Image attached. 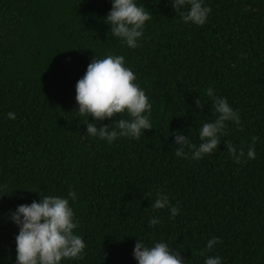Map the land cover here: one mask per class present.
Instances as JSON below:
<instances>
[{"label":"trees","instance_id":"16d2710c","mask_svg":"<svg viewBox=\"0 0 264 264\" xmlns=\"http://www.w3.org/2000/svg\"><path fill=\"white\" fill-rule=\"evenodd\" d=\"M135 2L151 19L129 48L109 32L112 0H0V264H16L11 213L70 190L86 247L61 264H138L139 239L205 264L200 251L213 237L222 242L207 255L221 264H264V0H204L211 11L202 26L184 23L172 0ZM106 54L125 57L152 105L153 128L139 140L89 136L75 112L78 80ZM209 87L238 110L241 126L230 122L200 160L177 157V130L198 145L199 128L215 119ZM252 137L255 159L237 164L226 141L246 154ZM157 192L168 208L152 207ZM153 217L160 222L150 226Z\"/></svg>","mask_w":264,"mask_h":264},{"label":"clouds","instance_id":"9594fccd","mask_svg":"<svg viewBox=\"0 0 264 264\" xmlns=\"http://www.w3.org/2000/svg\"><path fill=\"white\" fill-rule=\"evenodd\" d=\"M172 6L184 23L201 26L205 24L211 11L209 6L204 5V0H172ZM150 19L151 14L138 6L135 0H112V9L105 17L106 22L111 25V35L119 38L129 48L139 46L138 41L143 36L145 23ZM136 80L133 70L125 66V57L122 55L106 54L103 58L92 59L86 73L76 84V101L79 107L75 112L87 125V135L106 139L111 144L118 137L139 140L145 130L153 128L150 120L152 105ZM205 96L211 101L215 119L203 123L199 128L198 145L177 130V157L187 159L190 153L192 159L200 160L220 146L221 137L228 135L230 122L237 125L238 129L241 126L239 112L233 109L227 98L216 96L212 87L206 89ZM196 103L203 107L200 98ZM117 114L123 118L114 119ZM124 114H127V118ZM8 116L15 119L12 112ZM89 117L94 120H89ZM105 119H112L113 123L98 126L97 122ZM257 139L252 137V146L248 147L246 154L243 147L238 150L226 141L228 152L237 164L255 159ZM185 149L188 150L187 153ZM68 197L76 200V192L70 190ZM69 198L41 194L40 200L21 204L11 213V219L19 226V233L15 238L16 264H61L64 259L83 258L86 244L80 235L74 233L79 221L75 219ZM169 205L168 196L157 192L152 207L159 210L168 208ZM179 211L176 206L170 207L172 217L179 214ZM159 222L157 217H153L149 225L155 226ZM221 242L218 237H213L201 249L200 255L206 257L205 264H221L220 256L207 255ZM134 257L138 264H186L180 251H173L165 242L148 246L139 239L134 247Z\"/></svg>","mask_w":264,"mask_h":264}]
</instances>
